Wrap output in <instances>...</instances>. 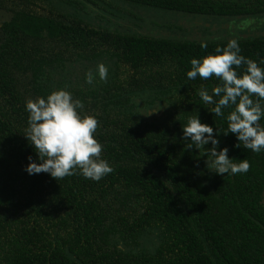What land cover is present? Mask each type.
<instances>
[{
    "label": "trees",
    "instance_id": "obj_1",
    "mask_svg": "<svg viewBox=\"0 0 264 264\" xmlns=\"http://www.w3.org/2000/svg\"><path fill=\"white\" fill-rule=\"evenodd\" d=\"M134 7L230 19L264 11V0H0L8 14L0 23V264H264V152L224 133L234 106L215 116L200 99L219 79L186 77L191 58L229 40L201 48L122 30L115 18ZM239 46L264 68V40ZM77 63L93 71L103 63L107 79L55 81ZM61 88L98 121L101 157L113 168L99 181L79 169L58 180L24 170L29 156L36 160L25 102ZM160 104L169 107L160 117L138 115L141 105ZM196 115L213 127L217 150L249 161L246 173L217 174L204 149L185 148L182 127Z\"/></svg>",
    "mask_w": 264,
    "mask_h": 264
},
{
    "label": "clouds",
    "instance_id": "obj_2",
    "mask_svg": "<svg viewBox=\"0 0 264 264\" xmlns=\"http://www.w3.org/2000/svg\"><path fill=\"white\" fill-rule=\"evenodd\" d=\"M207 46V43L200 42L201 48ZM240 53L238 41L230 39L226 46L217 48L214 53L191 58L186 77L189 80H195L197 76L202 80L213 76L219 79L221 84L212 87L211 91L201 87L200 99L215 116H224V109L234 106L227 113L224 133L235 135L237 147L242 145L253 153H262L264 125L260 121L264 117V104L261 103L264 101V68ZM242 65L244 68L238 74L237 69ZM107 76L108 68L100 63L95 73L86 72L85 82L92 84L97 78L104 81ZM82 107V102L73 99L71 92L63 88L25 102L28 127L27 134H23L36 153V160L29 156L24 165L29 175L45 172L58 180L79 169L84 178L99 181L113 171L101 157L103 145L94 135L98 121L95 116L81 115L79 109ZM182 132V138L188 141L185 148L204 149L201 155L207 157L206 164L213 172L224 176L249 170L248 160H233L227 154V147L217 150L219 140L213 127L202 123L198 115L187 120ZM209 142L211 147L206 148Z\"/></svg>",
    "mask_w": 264,
    "mask_h": 264
},
{
    "label": "rangeland",
    "instance_id": "obj_3",
    "mask_svg": "<svg viewBox=\"0 0 264 264\" xmlns=\"http://www.w3.org/2000/svg\"><path fill=\"white\" fill-rule=\"evenodd\" d=\"M120 8H124L125 10H129V6L120 4ZM137 12L136 14H130L127 16V19H122L116 17L115 21L123 27L122 30L137 32L152 36H160V37H175V38H185V39H198V37L202 38V36L223 34L229 28H235V26H239L241 22L239 21H231L227 20H203L201 21L198 17L193 16H184L181 15L180 12L172 11V10H147L140 9L134 7ZM0 22L7 19L6 12L0 11ZM135 13V12H134ZM233 26V27H231ZM206 27L204 31L202 28ZM237 29V28H236ZM187 36V37H186ZM86 70L83 64H68L64 73H53L55 81L60 80L62 82L68 83L69 85H85V77L83 74H86ZM93 73L96 71L91 70ZM85 82V83H84ZM87 84V83H86ZM148 98V96L144 95L142 98H139L138 104L141 101ZM139 108V116L145 120H152L154 118H158L161 114L166 113L169 109L168 106L165 105H155L150 106L148 108ZM153 237L145 238L143 242V246L147 249H150L154 246Z\"/></svg>",
    "mask_w": 264,
    "mask_h": 264
},
{
    "label": "flooded vegetation",
    "instance_id": "obj_4",
    "mask_svg": "<svg viewBox=\"0 0 264 264\" xmlns=\"http://www.w3.org/2000/svg\"><path fill=\"white\" fill-rule=\"evenodd\" d=\"M177 12H179V11H177ZM180 14L184 15V16L198 17L201 21H203V20H206V21L207 20H209V21L210 20H212V21L227 20L228 22H231V21L241 22L239 24V26H241V27L235 26L234 29L229 28V30H226L221 35H219V34L209 35L208 34V37L207 36H202V38L198 37V39H196V41L236 39L238 41V43L245 45V44H250L257 39L264 40V11H261L258 13H252V14L248 13V14H245L243 17H234V18H230V19L213 18V17L203 16V15L196 16L193 14L183 13V12H180ZM231 27H233V26H231ZM205 28L206 27H203L202 31H204ZM158 37H160V36H158ZM165 38H171V37H165ZM172 38H175V37H172ZM175 39H181V38H175ZM189 39H192V38H189ZM258 62H259V60H258ZM163 114H161V115H163Z\"/></svg>",
    "mask_w": 264,
    "mask_h": 264
},
{
    "label": "water",
    "instance_id": "obj_5",
    "mask_svg": "<svg viewBox=\"0 0 264 264\" xmlns=\"http://www.w3.org/2000/svg\"><path fill=\"white\" fill-rule=\"evenodd\" d=\"M262 205L264 208V185H263V189H262Z\"/></svg>",
    "mask_w": 264,
    "mask_h": 264
}]
</instances>
